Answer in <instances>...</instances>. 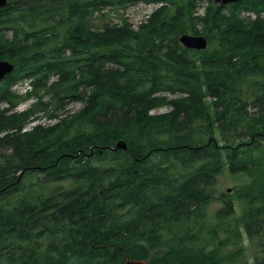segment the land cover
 <instances>
[{
    "label": "trees",
    "instance_id": "16d2710c",
    "mask_svg": "<svg viewBox=\"0 0 264 264\" xmlns=\"http://www.w3.org/2000/svg\"><path fill=\"white\" fill-rule=\"evenodd\" d=\"M149 1L165 0L0 8V60L14 65L0 101L22 99L10 89L20 77L34 79L21 101L35 98L20 114L0 111V264H264V0H207L204 51L177 40L197 34V0H166L136 31H90L95 11ZM243 10L255 18L244 22ZM109 61L118 69H104ZM41 92L54 102L43 105ZM77 98L76 113L23 131L43 106ZM159 105L174 110L151 116ZM118 140L127 150L110 149ZM224 172L241 181L208 220Z\"/></svg>",
    "mask_w": 264,
    "mask_h": 264
},
{
    "label": "rangeland",
    "instance_id": "374dc122",
    "mask_svg": "<svg viewBox=\"0 0 264 264\" xmlns=\"http://www.w3.org/2000/svg\"><path fill=\"white\" fill-rule=\"evenodd\" d=\"M44 1H46V0H44ZM44 1L43 0H9V2L11 4H13L15 7H24V8L34 7V6H37L39 4H43ZM156 4H153V3L130 4V5L126 6L124 9H119V11H115V10H112L109 8L97 10L93 14V25L90 28V31L91 32L102 31L104 26H108V28H113L114 30H120V28L118 26H121L124 23L128 24L132 30H135V31L139 30L142 26H144V25H146V23H148V20L150 19L152 14L156 11V9L159 8L160 5H167L168 7H170V3L166 0L163 1L162 3H156ZM207 6H209V2L207 0H197L196 1V8L194 10L193 16L196 18H199V19L196 20V25H195L194 19L191 23L193 25L188 23L189 26H193L195 28V30L197 31L196 35H200L203 32L204 25H203V22L200 21V18L204 15L205 8ZM187 7H189V4L185 3L183 6H181L178 9L179 10V19L186 20V15L183 13V11ZM55 15H58V14H55ZM255 15L256 14L254 12L247 11V10H243L239 13V16L242 19H244V22L252 21V19L255 18ZM260 16L264 19V11L260 13ZM55 18H57V16H55ZM30 25L33 27V29L42 28L41 26H38L37 24L34 27L33 26L34 24L32 22L26 21L27 29H32V28H30ZM188 33L189 32H186V34H188ZM8 34L9 35H7V37L10 38L11 33H8ZM13 39H14V36H12V40ZM62 39L63 38L56 37V39L51 41L50 46H55V43H59V45H60L61 44L60 41ZM65 55L66 56L69 55V52H66ZM116 66L117 65L115 63H113L112 61H109L105 64L104 69L114 68V70H117L118 67H116ZM105 75L107 78H110L109 76L112 77V74H110V73H106ZM56 80H57V76L54 75L50 82H53ZM28 82H29V80H27V79H18V81L14 85H12V87H11L12 92L14 94L21 95L24 92V90L27 88V87H25V84H27ZM79 90H81L83 92L88 91V89H86L84 86H81L79 88ZM41 94L42 95H39V96L42 98V101H43L42 103L44 105V103L48 102L50 96L48 95L47 92H44V93L41 92ZM161 96H166L168 100H174V99L181 100L185 97L183 95H164V94H161ZM204 102L206 104H209L212 102V100L207 98V99H204ZM32 104H33L32 99H30L29 101H20L17 109L18 110H21V109L25 110V109L29 108ZM206 104H205V106H206ZM7 105H8L7 102L0 101V111L5 110L7 108ZM45 106H43L41 109V110H45V111L42 112L40 110L34 116L36 118V121H34L32 123H29L31 121L28 122L29 124L27 125V127H25L26 130H28V132L32 131L35 127H37L39 125L46 126V128H47V127H52L56 124L57 119L56 118H50V113L55 111L54 105L51 104L50 109H46ZM81 106H82V100L75 99L72 102L70 101V103L66 104L65 106H63L60 109H58L57 111H55L54 114H56V116H58V118H63L67 115H72V114L76 113L81 108ZM198 108L199 107L197 106V109ZM193 109H195V108H193ZM173 110L174 109H172L171 105H159V106L151 109L149 111V114L151 116H160V115L167 114L168 112L173 111ZM182 112L181 113L179 112V116H181L184 113V112L183 113ZM7 152L9 153L10 151H7ZM217 179L218 180L216 182V185L214 186V189L216 191V196H215V198H212L208 201L207 211H208L209 215H211V213L214 212L220 206L219 194L221 192L226 191L227 189H231V188L237 186L239 184V182L241 181V179H239V178L231 177L228 172H224L222 174L220 173L218 175ZM29 180L30 181H26L25 179H23L21 186L24 187L27 184V182L33 183L35 181V178L29 176ZM208 220H213V216L209 217Z\"/></svg>",
    "mask_w": 264,
    "mask_h": 264
},
{
    "label": "water",
    "instance_id": "95a60500",
    "mask_svg": "<svg viewBox=\"0 0 264 264\" xmlns=\"http://www.w3.org/2000/svg\"><path fill=\"white\" fill-rule=\"evenodd\" d=\"M237 0H215V2H219L221 4H228L230 2H234ZM6 0H0V7L4 6ZM179 42L184 45L186 48L202 50L206 48V39L204 37H196L191 35H181L179 37ZM12 66L7 64L6 62H0V79L9 72H11ZM125 149L126 145L123 141H118L116 143V149ZM124 264H146V262L141 260H129L127 259Z\"/></svg>",
    "mask_w": 264,
    "mask_h": 264
},
{
    "label": "bare ground",
    "instance_id": "6f19581e",
    "mask_svg": "<svg viewBox=\"0 0 264 264\" xmlns=\"http://www.w3.org/2000/svg\"><path fill=\"white\" fill-rule=\"evenodd\" d=\"M238 1H241V0H237V1H234V2H230V3H228V4H231V3H235V2H238ZM8 2H9V0H6V3H5V5L4 6H1L0 8H4L7 4H8ZM213 2H214V4H219V5H228V4H221V3H219V2H215V0H213ZM156 3H162V2H156ZM37 5V4H36ZM160 6H162V5H160ZM159 6V7H160ZM256 16V15H255ZM10 20H11V18H10ZM0 62H6L7 64H9L10 66H12V72H13V70H14V65L12 64V63H10V62H8V61H6V60H0ZM53 78V77H52ZM25 79H27V80H29V82L27 83V84H25V87H27L25 90H24V92L22 93V94H24V95H26L28 92H31L32 91V82H33V78H25ZM52 80V79H51ZM15 84V83H14ZM13 84V85H14ZM12 87V86H11ZM11 89V88H10ZM12 91V90H11ZM238 95V94H237ZM32 99H35V98H33V97H31ZM30 98V99H31ZM30 99H27V100H24V101H29ZM98 104V103H97ZM4 109V108H3ZM28 109V108H27ZM26 110V109H25ZM10 114V113H9ZM28 121V120H27ZM29 123H31V122H29ZM29 123H27V124H25L24 125V127H23V131L24 132H27L28 130H26V128L25 127H27V125L29 124ZM11 131H13V132H15V130H11ZM22 131V132H23ZM23 132V133H24ZM126 145V144H125ZM110 149H112V150H114V151H118V150H127V145H126V148L125 149H121V148H119V149H116V144H115V146L113 147V148H111L110 147ZM21 160V159H20ZM38 160V159H37ZM182 160V159H181ZM208 160H210V159H208ZM206 162H208V161H206ZM205 162V163H206ZM10 164V163H9ZM203 165V164H202ZM14 169V168H13ZM8 171V170H7ZM21 173L19 172V173H17V179L18 178H20L21 176ZM146 185V184H145ZM101 187V186H100ZM29 190V189H28ZM183 192V191H182ZM83 195V194H82ZM88 195V194H87ZM107 195V194H106ZM117 196V195H116ZM10 197V196H9ZM113 198V197H112ZM82 199V198H81ZM85 202V201H84ZM87 203V202H86ZM67 204V203H66ZM79 205V204H78ZM62 208V207H61ZM148 208V207H147ZM227 213V212H226ZM54 214V213H53ZM72 215V214H71ZM52 219V218H51ZM42 223H43V221H42ZM33 226V225H32ZM40 227V226H39ZM31 229V228H30ZM49 230V229H48ZM84 231V230H83ZM81 234V233H80ZM35 235V234H34ZM26 237V236H25ZM22 238V237H21ZM70 238V237H69ZM116 238V237H115ZM84 241V240H83ZM74 244V243H73ZM184 254V253H183ZM184 255H182V257H183ZM190 259V258H189ZM135 260H141V261H144V262H146V264H149L148 263V261H146V260H142V259H135ZM193 263V262H192ZM191 263V264H192Z\"/></svg>",
    "mask_w": 264,
    "mask_h": 264
},
{
    "label": "flooded vegetation",
    "instance_id": "af4514ba",
    "mask_svg": "<svg viewBox=\"0 0 264 264\" xmlns=\"http://www.w3.org/2000/svg\"><path fill=\"white\" fill-rule=\"evenodd\" d=\"M182 205V204H181Z\"/></svg>",
    "mask_w": 264,
    "mask_h": 264
}]
</instances>
